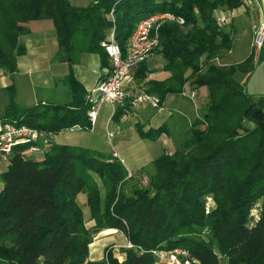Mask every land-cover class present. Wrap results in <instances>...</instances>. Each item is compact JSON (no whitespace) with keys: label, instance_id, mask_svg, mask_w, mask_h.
Segmentation results:
<instances>
[{"label":"trees","instance_id":"trees-1","mask_svg":"<svg viewBox=\"0 0 264 264\" xmlns=\"http://www.w3.org/2000/svg\"><path fill=\"white\" fill-rule=\"evenodd\" d=\"M240 2L0 0V67L8 71L25 50L19 36L27 32V20H52L57 59L71 64L78 54L95 52L100 66L108 67L100 41L111 24L123 52L139 20L171 12L183 22H161L153 49L168 75L147 79L143 88L160 101L168 92H179L186 81L209 90L201 117L185 139L155 157L152 170L133 173L131 177L146 173V185L133 178L128 186L118 158L52 140L61 128L89 126L86 92L70 71L65 78L70 97L64 102L38 101L17 109L10 99L0 118L42 130L48 145L36 153L29 150L30 142L17 143L6 157L0 172V264H165L151 250L175 247L186 250L191 264H219L220 257L224 264H264V95L246 93L235 77L239 70L252 69V53L237 63L216 62L231 39L215 15ZM110 9L113 22L106 16ZM147 64V59L137 64L134 79L148 74ZM126 110L119 107L114 116ZM163 129L138 128L150 138ZM79 193L93 220L90 226L76 200ZM207 196L211 204L205 211ZM254 206L256 216L250 215ZM104 228L121 231L132 243L122 247V259L109 246L104 256L88 258L93 236Z\"/></svg>","mask_w":264,"mask_h":264},{"label":"crops","instance_id":"crops-1","mask_svg":"<svg viewBox=\"0 0 264 264\" xmlns=\"http://www.w3.org/2000/svg\"><path fill=\"white\" fill-rule=\"evenodd\" d=\"M258 18L264 21V0H251L250 5H248L247 7L237 8L236 14L232 16L230 20H228V23H226L228 25V29L225 28V31L230 36L231 45L223 54L216 58V62L218 63L231 64L241 61L248 54L252 53V69L246 73V76L240 73L235 74V77L239 80L240 83H242V86L244 85L243 89L247 91L246 93L252 96L264 95V45L257 52L256 57L255 52H253L250 45V25L252 21ZM36 22L43 21H40L39 18L28 20V24H26L28 28L27 32L19 36V39L23 43L25 50L23 53L16 56V66L18 65L17 57H28L27 73L35 74V78H30L29 74H25V72L22 70H19L20 74H18V70L16 67L13 71H8L6 69L0 68V77L2 79L0 80V117L5 114L6 105L10 99L14 102L17 109L34 104L38 101H41L43 103H59L68 100V98L70 97V91L65 78L70 70L73 72V75L81 83L86 92L87 90L95 86L96 83L105 76V72L109 67V64L108 67H101L99 64V56L94 52H82L78 54L77 60L71 64L66 60L57 59V41L54 29H52L53 31L51 32L52 37L50 36V38L47 40L45 35L42 32L38 31L39 29L36 25ZM50 59H54L56 62H58V65H53L54 68L53 70H51V73L47 78L43 80H41V78H36V76L39 75V72L43 70L44 66L42 63L48 62L50 61ZM147 63L150 71L145 77H143L142 79H134L132 74L131 84L133 86L143 88L146 85L147 79L162 80L168 75V72L162 68V58L160 57V55L152 54L147 58ZM15 76L21 77V79H19V82L18 80L16 81V83L14 82L13 79L15 78ZM92 76L94 79L91 83L90 79L92 78ZM248 81H251L252 83L251 85L247 86ZM186 87L194 92V94L192 95L194 97L197 93V90L191 88L190 83L186 81L179 92L166 93L157 107L142 105L136 108H128L117 117L114 116V111H112V107L110 106V104L103 102L98 107V112L93 125L90 128L80 127L82 129L89 130L91 132L90 135H85L80 131L74 136L66 135L64 137L61 135L63 131H67L70 133L74 132L76 128L72 130L61 128L56 133H53L51 135L52 140L58 143L89 147L103 153L110 154L118 159H121L124 167L128 168L125 165L123 157L120 156V152H118L114 148L109 152L105 147L107 143L108 145H110L111 138L108 137V133L110 131L107 129V126L110 123L111 119H116V123L125 122L128 119V112L131 110L135 112V114H140V116L147 118L145 113L154 111L152 122H146L143 125H140L143 126L144 129L145 127L156 128L159 125L164 126L168 122L169 125H171V130L169 133H171L172 136H169V133L167 134V137H165L161 133L159 134L161 139L166 143V145L162 147L161 152L164 150H172L178 147L180 142L185 139L188 133L187 127H189L190 129L193 121L196 118H199L200 113L206 106V102L199 103L196 101L195 103V101L192 100L193 98H191L187 94L185 95L183 91ZM20 91H22V95L24 97L19 95ZM25 97H27L28 101L30 102L28 105L24 103ZM169 101L171 104L168 103ZM97 123H100V126L103 125V128L105 130L104 134H106L105 136L107 137L105 142L98 137L97 132H95V129H93L96 127ZM177 128H179L178 132ZM164 130L168 131L166 125L164 126L163 131ZM116 146L121 147V144L116 143ZM113 152L115 154H113ZM5 168L6 160L0 159V172L5 170ZM1 187L2 181L0 180V188ZM80 196L83 199L84 205V196L82 193H80ZM82 212L83 217L84 215H86L87 222H89V224L85 225H92L93 220L89 218L88 209L87 211H84L82 209ZM105 231L115 232L113 234H115L117 238L120 239V241L126 240L125 235L119 230H116L114 228H104L100 230V232ZM101 240L103 243L110 242L111 244H113V246H115L116 244L114 235H108L105 237V239ZM96 243V248H99V242L96 241ZM95 253L98 254L99 251L96 250ZM101 256L102 255L96 257V259L100 258Z\"/></svg>","mask_w":264,"mask_h":264},{"label":"built area","instance_id":"built-area-1","mask_svg":"<svg viewBox=\"0 0 264 264\" xmlns=\"http://www.w3.org/2000/svg\"><path fill=\"white\" fill-rule=\"evenodd\" d=\"M250 3L251 0H241L240 4L236 7L218 10L215 15L217 23L221 26L224 25L236 14L237 8H245ZM106 16L113 22L112 9L106 13ZM170 20L178 24L183 22L182 17L176 16L171 12L153 13L139 20L128 36L123 52L115 41L114 24H111L105 38L100 41V45L107 54L109 67L105 72V76L89 89L85 95L89 101L86 111L89 126L85 128H90L93 125L98 107L103 102L109 103L112 111H115L119 107L128 109L142 105L153 107L159 105L160 98L156 93L146 91L144 88H138L131 84L132 70L135 69L139 62L152 55L153 49L158 43V26L161 22ZM250 29V45L256 56L257 52L264 45V21L260 18L252 21ZM193 94L194 92L190 91L189 96ZM94 95L95 98L92 99L91 97ZM80 127L82 126L75 123L64 128L72 130ZM110 134L109 132L108 135ZM24 142H30L29 150L36 153H40L48 145L47 135L42 130L0 118V159L6 160L12 145ZM113 154L115 153L113 152ZM119 160L121 161V159ZM132 175L133 172L126 168V176L130 177ZM138 182L141 185H146L148 182L147 174L140 172L138 174ZM209 204H211V198L207 196L204 203L205 211L208 210ZM123 245L131 247L132 243L126 239ZM151 252L159 261L165 264L192 263V260L187 257L186 250L179 247L170 250L152 249Z\"/></svg>","mask_w":264,"mask_h":264},{"label":"rangeland","instance_id":"rangeland-1","mask_svg":"<svg viewBox=\"0 0 264 264\" xmlns=\"http://www.w3.org/2000/svg\"><path fill=\"white\" fill-rule=\"evenodd\" d=\"M69 1L74 5H87L92 0H69ZM39 20L43 21V22H36V25L38 26V29H39L38 31L42 32L48 40L50 38V36L52 37L51 32L53 31L52 29H54L53 22L50 18H39ZM226 23H228V21ZM226 23L224 25H222V28L224 30H225V28L228 29V25ZM25 24H28V20L25 22ZM152 54L157 55L158 53L155 52ZM17 59H18V65L16 66V68L18 70V74H20L19 70H22L25 72V74H29L30 78L34 77L35 74L27 73L28 72V57H17ZM57 63L58 62H56L54 59H52V60L50 59V61L42 63L44 66L43 70L39 72V75H37L36 78H41V80L47 78L49 76V74L51 73V70H53V68H54L53 65H58ZM15 65H16V59H15ZM0 68H2V67H0ZM3 69H5V68H3ZM70 72L73 75V72L71 70H70ZM237 73H241L244 76H246V73L242 72L240 70ZM19 79H21L20 76L19 77L15 76V78L13 80L16 83L17 80L19 82ZM93 79L94 78L92 76V78L90 79L91 83L93 82ZM0 80H2L1 77H0ZM251 83H252L251 81H248L247 86L251 85ZM191 88H194L197 90V93L194 97L190 96L191 98H193L192 100H194L195 103H196V101L199 103L200 102L201 103L207 102V99L209 96V90L205 84H201L198 86L191 85ZM190 91L191 90L188 87H186L184 89L183 93L185 95L186 94L189 95ZM87 92H88V90L86 91V93ZM245 92H247V91H245ZM19 95L23 96L22 91L19 92ZM257 96H259V95H256L255 97H257ZM91 98L92 99L95 98V95L92 96ZM24 103L26 105H28L30 103L28 101L27 97H25ZM168 103L171 104L170 101ZM201 114H202V112L200 113L199 117H201ZM109 115H110V113H109ZM145 115L147 116L148 119L146 117L140 116V114H135V112H133L131 110L128 112V119L125 122L116 123V119L112 118L110 123L107 126V129L111 132V134L108 135V137L111 138L110 139L111 148H110V145H108V143L107 144L105 143L106 144L105 147L107 148V150L109 152L113 148L115 150H117L118 152H120V156L123 157L125 165L129 169L133 170L132 172H136V171H139L141 169L146 170V171L152 170V160L161 153L162 147L164 145H166V143L161 139L160 135L156 138H150V137H147V136L140 134V131L138 130V128H141V131H145V130L149 129L146 127L144 129V127L141 125H143L146 122H152L153 116H154V111L150 112V113L146 112ZM165 125H166L168 131L164 130L161 132V134H163L165 137H167V134L171 130V125H169L168 122ZM202 125L200 124L199 126H202ZM187 128L189 131V127H187ZM93 129H95V132H97L98 137L105 142L107 137L105 136L106 134H104L105 130L103 128V125L100 126V123L99 124L97 123L96 127ZM178 129L179 128H177V132H178ZM80 131H81V133H83L85 135H90V133H91L87 129H82V128L77 129L76 128L74 132L69 133L67 131H63V133L61 135L64 137L66 135L74 136L75 134H78ZM169 136H172L171 133H169ZM116 143H120L121 147L120 146L117 147ZM126 177H128V176H126ZM133 178H134V180L138 181V174L135 177H131V176H130V178L128 177L129 180L126 181L125 185L128 186L132 182L130 180ZM76 200L80 204L81 208L84 211H87V209H88L87 205L86 204L83 205V199L81 198L80 193L76 196ZM255 210H256L255 206L252 207L250 210V215L255 216L256 215ZM84 222H85V224H89V222H87L86 215H84ZM113 233H115V232H107V231L100 232V230H99L93 236V238H92L93 241L91 242L90 246L88 247L89 258L96 259V257H99L100 255L104 256L105 255V249L109 246L108 248H110L111 252L113 251L112 254L116 258L122 259V256H123L122 247H124L123 244L125 241H120V239H118L117 236ZM108 235H114L115 236V243H116L115 246H113V244H111L110 242H104V243L102 242L101 239H105V237ZM96 241L99 242V248H96V245H97ZM96 250L99 251L98 254L95 253ZM219 264H223V258L222 257L219 258Z\"/></svg>","mask_w":264,"mask_h":264}]
</instances>
